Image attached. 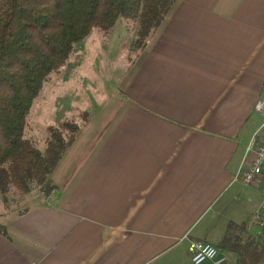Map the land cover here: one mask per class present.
<instances>
[{"label":"crops","instance_id":"obj_1","mask_svg":"<svg viewBox=\"0 0 264 264\" xmlns=\"http://www.w3.org/2000/svg\"><path fill=\"white\" fill-rule=\"evenodd\" d=\"M144 47L114 118L69 147L50 195L0 199V264H167L204 213L189 241L219 212L224 231L259 230L264 166L249 185L237 174L263 140L264 0H178Z\"/></svg>","mask_w":264,"mask_h":264},{"label":"trees","instance_id":"obj_2","mask_svg":"<svg viewBox=\"0 0 264 264\" xmlns=\"http://www.w3.org/2000/svg\"><path fill=\"white\" fill-rule=\"evenodd\" d=\"M177 1L0 0V196L4 202L11 189L20 194L38 189L45 197L55 189L50 177L79 129L70 125L65 138L49 128L45 148L40 150L25 137V128L45 83L66 64L75 45L93 30L109 33L119 19L135 27V47L145 45ZM257 218L260 232L229 222L213 245L231 256L230 264L264 263V219Z\"/></svg>","mask_w":264,"mask_h":264},{"label":"rangeland","instance_id":"obj_3","mask_svg":"<svg viewBox=\"0 0 264 264\" xmlns=\"http://www.w3.org/2000/svg\"><path fill=\"white\" fill-rule=\"evenodd\" d=\"M134 31L132 24L119 19L109 33L93 30L84 42L75 45L69 60L50 75L40 96L34 102L27 117L25 137L33 140L38 148L43 150L49 136V128L59 130L68 138L69 126L77 125L79 131L72 145L77 139L74 151H78L86 141L89 133L86 130L93 132L88 135H93L101 124L109 123L116 113L115 105L124 99L126 78L146 45L141 43L139 47H135L137 45L133 44L136 39ZM38 192L39 190L35 189L28 194H20L11 189L5 196L6 202L1 196L0 199L7 206H15L19 205L26 195ZM218 214H222L219 221L221 225L211 229L208 240L203 239L212 245L221 237L224 231L222 226L227 218V212ZM211 215L212 213H204L194 227L187 228L180 243L172 244L171 254L176 256L167 264H190L187 259V254L189 259L191 256L188 253L191 242L189 238L202 240L208 225L207 219ZM220 254L225 257L227 264L231 263V256Z\"/></svg>","mask_w":264,"mask_h":264},{"label":"built area","instance_id":"obj_4","mask_svg":"<svg viewBox=\"0 0 264 264\" xmlns=\"http://www.w3.org/2000/svg\"><path fill=\"white\" fill-rule=\"evenodd\" d=\"M254 110L260 113L263 117V123L261 126L263 140L256 150L252 165L244 171H239L237 174V178L246 185L251 184L262 173L264 166V99L258 100L255 103ZM257 216L261 220L264 219V188L263 198L258 208ZM259 226H261V224ZM188 249L191 255L190 261L192 264H204L206 262L212 264H227L225 257L220 255L218 249L210 243L191 241Z\"/></svg>","mask_w":264,"mask_h":264},{"label":"water","instance_id":"obj_5","mask_svg":"<svg viewBox=\"0 0 264 264\" xmlns=\"http://www.w3.org/2000/svg\"><path fill=\"white\" fill-rule=\"evenodd\" d=\"M264 264V263H263Z\"/></svg>","mask_w":264,"mask_h":264}]
</instances>
